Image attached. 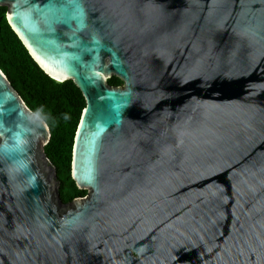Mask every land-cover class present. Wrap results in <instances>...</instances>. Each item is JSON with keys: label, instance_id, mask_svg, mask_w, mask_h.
<instances>
[{"label": "water", "instance_id": "obj_1", "mask_svg": "<svg viewBox=\"0 0 264 264\" xmlns=\"http://www.w3.org/2000/svg\"><path fill=\"white\" fill-rule=\"evenodd\" d=\"M0 6L85 98L87 191L62 201L49 126L0 69V264H264V0Z\"/></svg>", "mask_w": 264, "mask_h": 264}, {"label": "trees", "instance_id": "obj_2", "mask_svg": "<svg viewBox=\"0 0 264 264\" xmlns=\"http://www.w3.org/2000/svg\"><path fill=\"white\" fill-rule=\"evenodd\" d=\"M7 7L0 6V69L34 113L49 126L51 137L44 150L57 170L60 197L64 203L83 197L71 176L75 133L85 98L72 81L57 82L33 60L6 19ZM111 86H122L118 77L108 79Z\"/></svg>", "mask_w": 264, "mask_h": 264}]
</instances>
